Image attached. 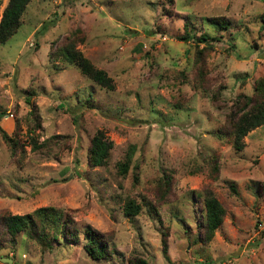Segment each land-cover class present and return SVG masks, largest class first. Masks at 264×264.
<instances>
[{"label":"rangeland","instance_id":"1","mask_svg":"<svg viewBox=\"0 0 264 264\" xmlns=\"http://www.w3.org/2000/svg\"><path fill=\"white\" fill-rule=\"evenodd\" d=\"M263 13L264 0H30L0 44V129L20 144L11 150L0 135V215L51 206L102 233L115 252L92 259L81 244L41 250L17 235L0 244V257L11 260L0 264H264V121L239 151L229 134L216 137L229 133L225 115L236 97L264 80ZM209 17L231 26L213 29ZM184 23L196 37H214L203 54L204 90L193 82L195 43L177 38ZM75 30L76 48L112 90L48 57ZM96 130L112 146L105 165L89 168ZM30 136L40 148L31 149ZM128 152L122 174L117 163ZM205 191L224 216L202 242L195 237ZM128 200L137 214H123Z\"/></svg>","mask_w":264,"mask_h":264},{"label":"trees","instance_id":"2","mask_svg":"<svg viewBox=\"0 0 264 264\" xmlns=\"http://www.w3.org/2000/svg\"><path fill=\"white\" fill-rule=\"evenodd\" d=\"M30 0H6L0 13V44L5 42L20 26L21 15ZM213 29H228L231 23L223 17H209L204 19ZM260 27H264V13L260 15ZM183 34L177 38L183 41H192L194 46L195 72L193 77L194 86L197 89L206 88V69L203 54L208 52L211 47L207 45L208 40H214V37L208 36L205 32L195 36L187 29V24H183ZM78 30L65 37L64 41L48 53L50 58H59L66 63L74 66L81 75L87 77L101 88L112 90L113 85L107 74L99 68H96L82 53L76 48V42L80 40L77 36ZM200 43L203 45L199 47ZM206 43V44H205ZM216 95H212V100ZM30 104V103H29ZM34 120L37 116L33 113V106L29 110ZM226 124L229 126L227 131H216V137L223 135L231 136V145L235 150H241L243 147L242 138L252 129L260 126L264 121V80L258 79L254 83L253 91L250 96L239 95L236 97L233 105L225 115ZM38 125V122L34 126ZM39 126V125H38ZM30 130V129H28ZM15 131V129H14ZM1 138L8 144L11 150L20 146L15 139V133L9 136L0 129ZM28 143L32 150L38 149L39 144L30 136ZM112 144L101 130H96L89 139L86 150V166L89 168L98 167L106 164L107 156ZM22 152V147H21ZM130 154L125 155L122 162L117 163L118 171L122 174L126 171ZM212 170H216L213 165ZM169 177L163 176L159 180L158 186L162 189V196L168 190ZM202 213L199 223L196 225L201 234L196 235V241H209L214 231L220 225L224 216V209L216 198L209 191L202 194ZM152 209V205H150ZM139 211V205L132 200H128L123 207L125 216L135 215ZM17 235H23L29 241L35 243L41 250H49L52 245L60 244L63 241L68 244H81L85 253L92 259L108 260L115 252L102 233L92 228L89 224H84L80 228L75 226L73 220L64 215L60 210L51 206H42L35 208L30 213L0 215V244L13 243ZM164 233L161 237V253L165 259H168L166 251V240ZM129 264H146L141 258L130 257Z\"/></svg>","mask_w":264,"mask_h":264},{"label":"water","instance_id":"3","mask_svg":"<svg viewBox=\"0 0 264 264\" xmlns=\"http://www.w3.org/2000/svg\"><path fill=\"white\" fill-rule=\"evenodd\" d=\"M0 260L1 261H5V262H10L11 261L10 259H6V258H3V257H0Z\"/></svg>","mask_w":264,"mask_h":264}]
</instances>
